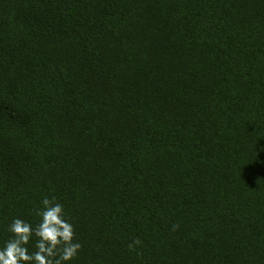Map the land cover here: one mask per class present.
<instances>
[{
	"label": "trees",
	"instance_id": "1",
	"mask_svg": "<svg viewBox=\"0 0 264 264\" xmlns=\"http://www.w3.org/2000/svg\"><path fill=\"white\" fill-rule=\"evenodd\" d=\"M45 196L69 264H264V0H0V246Z\"/></svg>",
	"mask_w": 264,
	"mask_h": 264
},
{
	"label": "clouds",
	"instance_id": "2",
	"mask_svg": "<svg viewBox=\"0 0 264 264\" xmlns=\"http://www.w3.org/2000/svg\"><path fill=\"white\" fill-rule=\"evenodd\" d=\"M34 212L39 217L37 223L15 217L7 226L11 235L0 246V264H69L78 256L82 244L75 239L74 225L66 218L63 204L45 196ZM33 240L35 250L30 251ZM141 243L134 239L128 248L134 251Z\"/></svg>",
	"mask_w": 264,
	"mask_h": 264
}]
</instances>
